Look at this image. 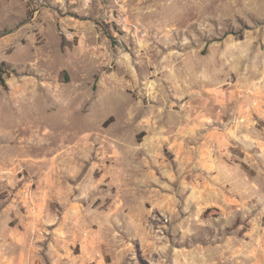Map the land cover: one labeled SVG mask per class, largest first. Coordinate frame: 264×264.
<instances>
[{"label":"rangeland","instance_id":"374dc122","mask_svg":"<svg viewBox=\"0 0 264 264\" xmlns=\"http://www.w3.org/2000/svg\"><path fill=\"white\" fill-rule=\"evenodd\" d=\"M0 264H264V0H0Z\"/></svg>","mask_w":264,"mask_h":264}]
</instances>
